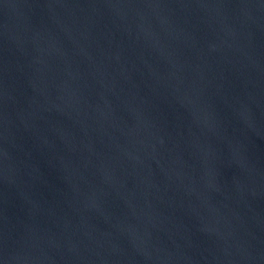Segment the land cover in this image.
I'll use <instances>...</instances> for the list:
<instances>
[{
  "label": "water",
  "instance_id": "water-1",
  "mask_svg": "<svg viewBox=\"0 0 264 264\" xmlns=\"http://www.w3.org/2000/svg\"><path fill=\"white\" fill-rule=\"evenodd\" d=\"M0 264H264V0H0Z\"/></svg>",
  "mask_w": 264,
  "mask_h": 264
}]
</instances>
